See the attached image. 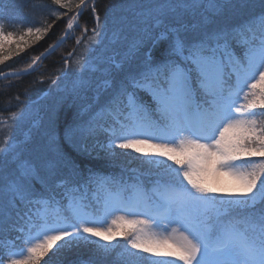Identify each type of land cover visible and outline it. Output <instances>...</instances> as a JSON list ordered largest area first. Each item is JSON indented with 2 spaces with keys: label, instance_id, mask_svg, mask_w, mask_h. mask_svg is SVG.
Returning <instances> with one entry per match:
<instances>
[{
  "label": "snow or ice",
  "instance_id": "6c2138e0",
  "mask_svg": "<svg viewBox=\"0 0 264 264\" xmlns=\"http://www.w3.org/2000/svg\"><path fill=\"white\" fill-rule=\"evenodd\" d=\"M51 3L65 9L51 11L58 19L72 13L62 42L89 0ZM251 6L250 0L120 5L142 21V34L127 42L119 76L104 80L99 109L65 135L71 141L77 134L87 139L107 131L110 145L148 157L145 163L153 167L127 180L89 175L75 187L56 185L64 188L65 212L49 183L56 163L47 165V177L41 175L20 161L19 146L9 135L0 154H12L19 163L0 185V227L23 233L25 248L0 257V264H41L50 252L90 244L92 258L82 264H264V0L259 13L229 22ZM91 13V43L99 44L107 13L102 21L95 0ZM113 16L117 38L125 26L135 28L128 15ZM51 27H28L15 41L17 48L24 35L39 40ZM154 29L163 30L154 36ZM82 31L88 32L86 25ZM16 36L0 21V63L9 58L3 55L5 43ZM162 40L168 44L159 48ZM86 65L85 60L79 71ZM95 70L108 73L101 65ZM87 86L74 82L71 93ZM24 115L9 113V129ZM105 115L113 117L107 127L99 122ZM144 177H155L150 188ZM92 185L105 193L95 198V206L82 194ZM129 190L132 195L125 197ZM20 221L27 230L16 227Z\"/></svg>",
  "mask_w": 264,
  "mask_h": 264
},
{
  "label": "trees",
  "instance_id": "16d2710c",
  "mask_svg": "<svg viewBox=\"0 0 264 264\" xmlns=\"http://www.w3.org/2000/svg\"><path fill=\"white\" fill-rule=\"evenodd\" d=\"M143 1L147 2V0H95L102 21L107 13L108 22L104 29L106 38L99 47L97 46V50L100 48V52L105 53L103 59L105 63L101 67L107 68L108 73L105 74L103 71L94 73L89 81V86L78 94H72V96L66 98L58 107L53 103L54 97L49 98L46 102L48 108L54 109L57 107L52 125L47 126L46 130L52 138L55 150L51 151L45 145H38L44 143L43 138L48 134L43 133L41 128L43 125L41 111L43 110V116L50 111L46 106L30 116L24 127L10 130L7 136L0 137V144H3L5 138L10 135L11 143L19 146L20 161H28L40 170L41 175L45 177H47V165L50 162L56 163V176L51 178L49 183L55 191L56 199L61 202L62 211L66 212L68 202L61 198L64 188L62 186L56 187V185L67 183L69 186L75 187L78 183H83L89 175L107 177L110 180H120L121 178L127 180L130 177L144 173L146 171L144 169L150 167L147 163H136L134 158L124 157L123 153L119 155L115 145L109 144L110 134L107 131H98L95 136L87 139H82L77 134L72 138V144L65 135L69 126L87 120L94 111L99 109L100 104L103 103L104 80H110L112 76H119L120 69L117 65L122 61L127 42L138 34H142L136 28L125 26L124 32L117 38L114 33L119 25L114 23L113 14H129V22L134 25L135 21L131 13L122 10L120 5H140ZM250 2L251 7L240 14L230 16L229 22L242 23L247 16L259 13L261 0H250ZM52 10L65 11V9H59L58 6L53 5L51 0H0V21L4 24V31H12L17 34L14 40L5 43L3 55L9 58L0 63V73L27 67L40 53L61 37L72 13L58 19L51 14ZM135 20L139 22L140 19L136 18ZM49 24L52 27L42 34L41 39L36 40L34 36L24 35V41H20L21 48H17L15 41L19 39L20 34L25 33L28 27L33 29L39 27L43 31ZM94 24L90 1L89 7L82 12L78 24L74 26L65 41L47 55L41 63H37L29 73L24 75L0 79V118H6L9 113L22 110L27 103L40 100L45 96L44 94L51 93L55 85L52 80H60L64 72H68L72 68L73 62L77 60L78 56H86L93 37L91 29ZM85 25L88 32L86 34L79 32L78 29H83ZM162 30L154 29L153 35L159 36V32ZM73 31L75 37H79L78 40L70 37ZM167 44L168 40H162L158 47L164 48ZM9 48L12 50L11 55H9ZM236 51L239 55L240 50L236 49ZM65 60L69 62L67 68L64 65ZM144 99L150 101L149 97H144ZM99 122L107 127L113 123V117L105 115L100 118ZM22 142L23 146L21 147ZM85 147L87 151L84 150ZM17 163L19 161L15 163L12 161V154H0V185L6 182V178L11 177ZM152 179H155V177H144L146 188L151 187ZM130 193H132L131 190L124 194L128 197ZM80 194L77 193V195ZM82 194L94 206L95 198L100 197L102 199L105 195L103 191L97 190L95 185L83 190ZM16 227H25V230H27V226L23 221H20ZM23 235V233L9 225L0 227V257H7L11 251L25 248ZM90 248L82 245L80 248L70 250L61 249L55 255L50 252L49 256L44 257L41 264H45V261H47V264H82L83 261L92 258L91 255L93 254ZM143 255L148 256L149 254L145 253Z\"/></svg>",
  "mask_w": 264,
  "mask_h": 264
},
{
  "label": "rangeland",
  "instance_id": "374dc122",
  "mask_svg": "<svg viewBox=\"0 0 264 264\" xmlns=\"http://www.w3.org/2000/svg\"><path fill=\"white\" fill-rule=\"evenodd\" d=\"M144 2V3H143ZM141 2L144 5L150 4L153 1H148L145 2L143 1ZM140 4V3H138ZM127 10H125L126 12ZM127 13H130L127 11ZM129 15V14H127ZM135 23V28L140 31L143 27L144 24L142 23L141 20H134ZM134 28V29H135ZM83 29H78L79 32H82ZM71 38H76V40L79 39V37H75L74 31L70 36ZM93 38V37H92ZM91 38V40H92ZM106 38V34H105V30L103 31L102 35L100 37H97L96 39H98L100 41L99 44H92L90 41V47L89 50L87 51L86 56H78L77 60H75L73 62V66L72 68L66 72L62 78L60 80H57L53 90L51 93H48V95L46 97H42L39 101H41L44 105H41L37 102H30L29 104H26L22 110L24 111L25 115L24 118L22 120H18L15 122L14 127H12L11 129H9V124L11 123V119L10 116L6 117V118H0V137H4L7 136L9 134L8 131L13 130V129H17V128H22L27 124V119L32 116L37 110L39 109H43L46 106V102L49 98L54 97L55 100L53 101L54 104L58 106L61 105V103L63 101H65L66 98H68L69 96H72L71 93V88L74 82H79L81 80L86 81L89 84L90 79L92 78V76L94 75V73H98V72H102V71H97L95 70L96 65H103L105 63L104 57H105V53L104 52H100V48H98L99 50H97V46L99 47V45H101V43L105 40ZM91 49V50H90ZM87 61V65L86 68L87 70L84 72L79 71L80 65L81 63H83L84 61ZM103 68V67H102ZM72 99V98H71ZM242 102V101H241ZM47 107V106H46ZM56 108H48L50 109V111L48 112V114L46 113L45 116H43V110L41 111L42 117H43V125H42V131L43 133H48L47 130V126H51L52 125V119L54 118V114L56 112ZM75 107V105H74ZM76 125H72L69 126L67 129L69 128H74ZM76 136V135H75ZM73 136V138L75 137ZM44 143L43 144H38V145H45L46 147H49V149L55 150V146L52 143V138L50 136V134H46L43 138ZM70 144H72V140L70 141ZM23 146V142L21 143V147ZM118 154H124V157H131L134 158L136 163H145V161L148 160V157H144L141 156V154L136 153L132 150H123V149H116ZM167 163H171V161H168ZM148 164V163H147ZM150 167H153L150 165ZM150 167L144 169V170H148ZM123 213H114V215H122ZM113 217H109L108 219L111 220ZM170 231V229H169ZM91 239H95V238H91ZM60 243V242H58ZM88 247H91V253L93 254V248L94 245H87ZM63 249H67V248H63ZM73 249V248H72ZM16 253H20L17 252ZM92 256V255H91ZM153 259H168V258H164V257H153Z\"/></svg>",
  "mask_w": 264,
  "mask_h": 264
},
{
  "label": "water",
  "instance_id": "95a60500",
  "mask_svg": "<svg viewBox=\"0 0 264 264\" xmlns=\"http://www.w3.org/2000/svg\"><path fill=\"white\" fill-rule=\"evenodd\" d=\"M90 1V0H89ZM80 17V16H79ZM78 20H79V18H78ZM65 30H66V28H65ZM65 30H64V32H65ZM64 32H63V34H64ZM70 32V31H69ZM63 34L61 35V37L63 36ZM69 34V33H68ZM66 39V37L63 39V41ZM62 41V42H63ZM62 42L60 41V38L55 42V43H53V45H57L56 47H54V48H50V46L47 48V49H45L42 53H40L37 57H41V59H39L38 61H37V63L38 62H42L43 61V59L48 55V54H50L53 50H55L57 47H59L61 44H62ZM52 46V45H51ZM37 57L35 58V60L37 59ZM36 63V64H37ZM35 64V65H36ZM35 65H33V67L35 66ZM32 67V68H33ZM31 68V69H32ZM26 69H28V67H26V68H24V69H21V70H9V71H5V72H2V73H0V79H3V78H8V77H14V76H20V75H23V74H26V73H28V72H30V70H27V71H25ZM8 73H12L11 75H6V74H8Z\"/></svg>",
  "mask_w": 264,
  "mask_h": 264
},
{
  "label": "bare ground",
  "instance_id": "6f19581e",
  "mask_svg": "<svg viewBox=\"0 0 264 264\" xmlns=\"http://www.w3.org/2000/svg\"><path fill=\"white\" fill-rule=\"evenodd\" d=\"M44 95H45L44 97L47 96V94H44ZM48 100H49V99H48ZM48 100H47V101H48ZM54 100H55V99H54ZM54 100H53V101H54ZM33 102H37V103H39V104H41V105H44V104H43L41 101H39V100H34ZM29 103H30V102H29ZM29 103H27V104H29Z\"/></svg>",
  "mask_w": 264,
  "mask_h": 264
}]
</instances>
